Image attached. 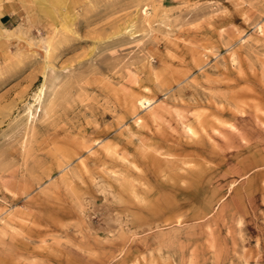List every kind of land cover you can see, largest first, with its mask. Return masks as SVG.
I'll use <instances>...</instances> for the list:
<instances>
[{
    "label": "rangeland",
    "instance_id": "1",
    "mask_svg": "<svg viewBox=\"0 0 264 264\" xmlns=\"http://www.w3.org/2000/svg\"><path fill=\"white\" fill-rule=\"evenodd\" d=\"M0 264H264V0H0Z\"/></svg>",
    "mask_w": 264,
    "mask_h": 264
},
{
    "label": "bare ground",
    "instance_id": "2",
    "mask_svg": "<svg viewBox=\"0 0 264 264\" xmlns=\"http://www.w3.org/2000/svg\"><path fill=\"white\" fill-rule=\"evenodd\" d=\"M145 101H146V100H145ZM145 101H144V102H145Z\"/></svg>",
    "mask_w": 264,
    "mask_h": 264
}]
</instances>
